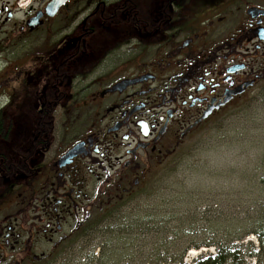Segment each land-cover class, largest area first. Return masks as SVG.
Returning <instances> with one entry per match:
<instances>
[{
    "label": "flooded vegetation",
    "instance_id": "1",
    "mask_svg": "<svg viewBox=\"0 0 264 264\" xmlns=\"http://www.w3.org/2000/svg\"><path fill=\"white\" fill-rule=\"evenodd\" d=\"M262 85L264 0H0V264H116L95 231Z\"/></svg>",
    "mask_w": 264,
    "mask_h": 264
},
{
    "label": "rangeland",
    "instance_id": "2",
    "mask_svg": "<svg viewBox=\"0 0 264 264\" xmlns=\"http://www.w3.org/2000/svg\"><path fill=\"white\" fill-rule=\"evenodd\" d=\"M198 139L95 231L116 264H203L228 246L224 264H264V85Z\"/></svg>",
    "mask_w": 264,
    "mask_h": 264
},
{
    "label": "trees",
    "instance_id": "3",
    "mask_svg": "<svg viewBox=\"0 0 264 264\" xmlns=\"http://www.w3.org/2000/svg\"><path fill=\"white\" fill-rule=\"evenodd\" d=\"M257 234H259V231ZM231 248L233 249V247H229V246L223 247L221 250H219L218 256L216 258L208 260L203 264H224L226 263L231 255Z\"/></svg>",
    "mask_w": 264,
    "mask_h": 264
},
{
    "label": "bare ground",
    "instance_id": "4",
    "mask_svg": "<svg viewBox=\"0 0 264 264\" xmlns=\"http://www.w3.org/2000/svg\"><path fill=\"white\" fill-rule=\"evenodd\" d=\"M202 252H203V249H201L200 251L191 250V251H190V256H192V257H196V256H198L199 254H201Z\"/></svg>",
    "mask_w": 264,
    "mask_h": 264
}]
</instances>
